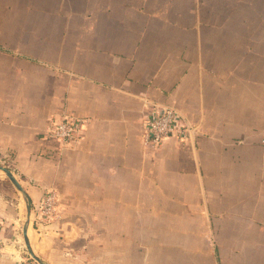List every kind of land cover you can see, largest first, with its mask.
Masks as SVG:
<instances>
[{"label": "crops", "instance_id": "obj_1", "mask_svg": "<svg viewBox=\"0 0 264 264\" xmlns=\"http://www.w3.org/2000/svg\"><path fill=\"white\" fill-rule=\"evenodd\" d=\"M154 105L190 136L145 143ZM0 165L31 207L55 189L50 264H264V0H0ZM26 206L0 170V264Z\"/></svg>", "mask_w": 264, "mask_h": 264}, {"label": "built area", "instance_id": "obj_2", "mask_svg": "<svg viewBox=\"0 0 264 264\" xmlns=\"http://www.w3.org/2000/svg\"><path fill=\"white\" fill-rule=\"evenodd\" d=\"M86 119L76 115H65L62 119L53 121L48 127L49 135L63 146L77 143L82 134ZM183 119L181 113L173 107L160 108L152 106L143 118V138L145 143L153 146L159 145L171 135L188 137L192 132ZM57 193L53 188H46L40 200L32 207L31 222L42 229L45 223H51L60 218L61 211L58 206ZM19 246L23 253L20 264H39L27 251L22 241Z\"/></svg>", "mask_w": 264, "mask_h": 264}, {"label": "water", "instance_id": "obj_3", "mask_svg": "<svg viewBox=\"0 0 264 264\" xmlns=\"http://www.w3.org/2000/svg\"><path fill=\"white\" fill-rule=\"evenodd\" d=\"M0 170H3L7 176L14 182L15 185H17V187H19V189L23 192L25 198H26V202H27V206H26V216H25V221H24V227H23V235L25 237V245L27 248V251L30 253V255L39 263V264H50L44 260H42L39 256H37L31 246L30 243L28 241V227L31 223V214H32V207H31V203L28 201L26 193L24 191V189L22 188L20 182L17 180V178L13 175V173L10 171V169H8L5 166L0 165Z\"/></svg>", "mask_w": 264, "mask_h": 264}]
</instances>
